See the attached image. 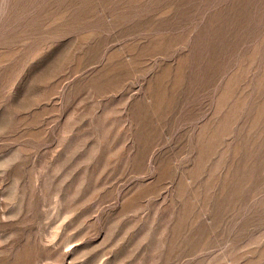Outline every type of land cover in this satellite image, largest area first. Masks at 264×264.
<instances>
[{
	"label": "rangeland",
	"instance_id": "374dc122",
	"mask_svg": "<svg viewBox=\"0 0 264 264\" xmlns=\"http://www.w3.org/2000/svg\"><path fill=\"white\" fill-rule=\"evenodd\" d=\"M0 264H264V0H0Z\"/></svg>",
	"mask_w": 264,
	"mask_h": 264
}]
</instances>
